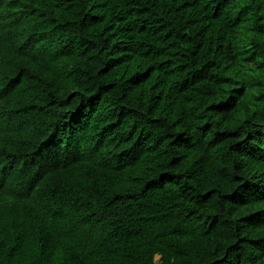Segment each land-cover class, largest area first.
<instances>
[{
    "label": "trees",
    "instance_id": "obj_1",
    "mask_svg": "<svg viewBox=\"0 0 264 264\" xmlns=\"http://www.w3.org/2000/svg\"><path fill=\"white\" fill-rule=\"evenodd\" d=\"M0 264H264V0H0Z\"/></svg>",
    "mask_w": 264,
    "mask_h": 264
}]
</instances>
